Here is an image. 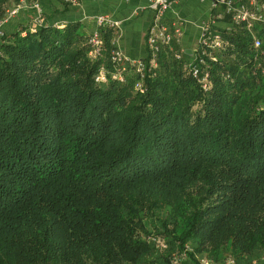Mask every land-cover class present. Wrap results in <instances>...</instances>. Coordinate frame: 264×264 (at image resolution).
<instances>
[{
    "label": "trees",
    "instance_id": "1",
    "mask_svg": "<svg viewBox=\"0 0 264 264\" xmlns=\"http://www.w3.org/2000/svg\"><path fill=\"white\" fill-rule=\"evenodd\" d=\"M55 1L62 21L43 13L0 36V264L262 260L264 26L259 48L243 24L213 31L220 46L192 60L206 91L176 41L119 81L116 29H98L92 58L94 27Z\"/></svg>",
    "mask_w": 264,
    "mask_h": 264
},
{
    "label": "crops",
    "instance_id": "2",
    "mask_svg": "<svg viewBox=\"0 0 264 264\" xmlns=\"http://www.w3.org/2000/svg\"><path fill=\"white\" fill-rule=\"evenodd\" d=\"M169 1L171 7L164 16L165 23L169 27H172L173 23L180 24L178 27L180 36L177 37L176 42L177 51L187 63L194 59L204 25L210 24L212 32L232 27L230 16L221 5H215L213 0ZM258 1L264 5V0ZM53 2L56 9L59 11L63 9L55 0ZM150 2L151 0H80L65 14L66 19L84 22L87 30L94 27L93 18L98 15H105L118 21L119 27L115 30V47L130 60H142L148 53L146 37L153 17V13L148 8ZM49 11L48 17L51 16ZM54 15L52 22L63 20L64 15L60 13ZM182 264L192 263L184 260ZM209 264L213 263L209 262ZM255 264H264V258Z\"/></svg>",
    "mask_w": 264,
    "mask_h": 264
},
{
    "label": "built area",
    "instance_id": "3",
    "mask_svg": "<svg viewBox=\"0 0 264 264\" xmlns=\"http://www.w3.org/2000/svg\"><path fill=\"white\" fill-rule=\"evenodd\" d=\"M72 5H76V0H70ZM214 4L222 5L225 8L226 14L231 18V24H243L249 32H252V26L254 24H260L264 26V5L258 0H245L243 2L235 3L234 0H213ZM34 7L38 11V16H40V9L37 4ZM171 2L169 0H151L148 8L153 13L152 22L148 29V34L146 38L148 52L151 56L149 66H154L156 55L164 47H170L173 41L177 42V37L180 36V30L178 29L179 23H173L172 27H169L165 23V14L170 9ZM40 23V20L37 19ZM94 29L90 33L89 44L92 50L89 52V56L95 58L99 55L102 49V41L99 37L98 29L102 27H109L112 29H117L119 27V22L112 20L108 16L98 15L93 18ZM2 22H0V28ZM3 32L0 30V36ZM253 47L259 48L261 45L260 39L252 32ZM221 43L220 36L211 31L210 24L204 25L201 29V37L199 41V47L196 51V55L193 59L198 60L200 65L204 64L202 56L205 54L204 48H216L219 47ZM176 59H181V54L179 52H174ZM200 54V55H199ZM212 60H215L211 57ZM110 61L116 67V72H113L112 78L122 81V73L125 71V66L130 65L136 74L143 77L144 71L146 69V64L144 60H130L126 58L123 53L115 48L110 53ZM187 68L191 76L199 83L203 90H208L210 88L208 73L206 70L201 71L199 66L192 64V62L187 64ZM106 81V72L103 68L100 69L98 75L95 78V82L104 83ZM135 89L142 90L141 83L135 85ZM177 257H174L172 264H178Z\"/></svg>",
    "mask_w": 264,
    "mask_h": 264
},
{
    "label": "rangeland",
    "instance_id": "4",
    "mask_svg": "<svg viewBox=\"0 0 264 264\" xmlns=\"http://www.w3.org/2000/svg\"><path fill=\"white\" fill-rule=\"evenodd\" d=\"M67 1L71 3L70 0H67ZM32 3L33 5L32 4L30 5V3L27 2V0H20L18 4H16L15 2L9 1V3H7L6 9L0 13V22H2V26L0 30L3 33H5L6 31L11 30L13 26H15L16 24L21 23V22H28L29 20H32L30 24L33 25L35 24V22H33L35 18L39 19L40 22H42L44 18L42 14L45 13V15H48V10H50L49 12L51 14L50 16L51 18H49V20H52V21L54 20V16H55L54 10L56 9V7L54 5L53 0H36ZM34 4L38 5V8L41 11L40 16H38V11L34 7ZM25 7H27V9ZM56 14H58V12ZM29 15H31V17H29ZM157 244L160 248H163V244L161 241H158ZM177 258L178 259L176 260L178 264H182L183 261L185 260V258L182 256L177 257ZM202 263L207 264L205 262H202ZM225 264H232V263L225 262Z\"/></svg>",
    "mask_w": 264,
    "mask_h": 264
}]
</instances>
